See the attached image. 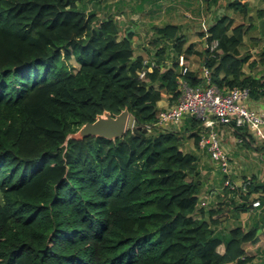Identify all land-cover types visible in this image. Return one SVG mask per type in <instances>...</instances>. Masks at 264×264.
Segmentation results:
<instances>
[{
	"label": "trees",
	"instance_id": "obj_1",
	"mask_svg": "<svg viewBox=\"0 0 264 264\" xmlns=\"http://www.w3.org/2000/svg\"><path fill=\"white\" fill-rule=\"evenodd\" d=\"M99 1L0 0V264H243L256 228H224L226 208L199 206L197 156L181 148L184 137L198 147L200 121L186 118L196 129L187 136L156 124L162 93L173 105L181 82L203 84L176 62L166 68L167 42L173 61L191 47L178 25H166L157 30L164 45L146 63L133 56V33L119 39L116 19L88 8ZM229 6L245 15L248 2ZM244 34L230 16L216 19L204 67L220 91L247 87L259 99L264 78L243 71ZM124 108L131 117L122 138L69 137ZM234 132L254 143L246 127ZM250 181L246 191L224 187L240 210L258 191Z\"/></svg>",
	"mask_w": 264,
	"mask_h": 264
},
{
	"label": "crops",
	"instance_id": "obj_2",
	"mask_svg": "<svg viewBox=\"0 0 264 264\" xmlns=\"http://www.w3.org/2000/svg\"><path fill=\"white\" fill-rule=\"evenodd\" d=\"M233 1L235 0H107L104 5L107 4L106 14H118L123 18L122 21H118L117 17L112 15L119 25V36L123 32L124 35L121 37H125L128 31L133 33V56H142L146 63L155 61L152 57L156 54V49L161 48L165 43V39L160 38L157 30L170 24L178 25L179 34L186 39L185 48L190 46L192 53L185 57L188 60L186 67L183 65L185 59L183 54L172 60L173 53L170 51V43L167 42L169 46L167 45L164 54L167 59L165 60L166 68L173 67V63L176 62L175 70L178 73L190 71L197 78H202L203 52L206 49L208 28L219 17L228 15L234 20V24L245 25V34L239 47L240 56L248 57L243 66L245 75L257 79L264 78V56L261 55L264 52V0H247L245 15L230 10L229 5ZM144 28H146L145 31ZM140 32L142 36L146 35L150 40L148 43L144 41L137 43ZM158 38L160 43L154 46L152 41ZM170 97V94L162 93V98L157 103L159 111L174 105L169 103ZM247 106L256 113L264 114V96L259 99L249 98ZM189 116L192 115H186L179 126L185 129L184 136L196 131L195 128L187 127L185 123ZM234 127L233 124H218L215 127L220 135L222 148L230 159L231 178L241 184L246 178L254 177L255 186L259 187L258 191L250 194L247 210L237 208L240 198L224 188L222 174L211 160L209 152L198 146L190 151L197 156L202 175L200 201L205 200L208 208L224 207L229 211L223 223L224 228L235 226H241L243 229L256 228V241L244 245L247 259L243 264H264V192H262L264 191V139L255 137L247 128L254 143H239ZM245 164L254 168L247 170ZM256 199L259 200L260 205L251 206Z\"/></svg>",
	"mask_w": 264,
	"mask_h": 264
},
{
	"label": "built area",
	"instance_id": "obj_3",
	"mask_svg": "<svg viewBox=\"0 0 264 264\" xmlns=\"http://www.w3.org/2000/svg\"><path fill=\"white\" fill-rule=\"evenodd\" d=\"M216 45L217 42H214L211 49ZM201 75L202 85L190 86L181 82L179 98L173 106L158 112L156 124L168 126L179 123L186 115L194 116L202 126L198 146L209 152L211 160L223 176V186L232 191H246L251 181L248 178L239 184L232 180L230 159L222 148L221 138L215 127L218 124L246 127L255 137L264 139V114L256 113L247 106L249 88L233 87L227 92H222L212 84L208 68L203 67ZM238 142L242 140L238 139ZM259 205L258 199L252 202L253 207ZM199 206H207V202L199 201Z\"/></svg>",
	"mask_w": 264,
	"mask_h": 264
},
{
	"label": "water",
	"instance_id": "obj_4",
	"mask_svg": "<svg viewBox=\"0 0 264 264\" xmlns=\"http://www.w3.org/2000/svg\"><path fill=\"white\" fill-rule=\"evenodd\" d=\"M128 33L129 31L125 37L128 36ZM130 117L131 115L127 108H124L116 115H111L108 111H104L93 122L82 124L69 137L75 140H81L88 136L101 137L109 140L122 138L128 128Z\"/></svg>",
	"mask_w": 264,
	"mask_h": 264
},
{
	"label": "rangeland",
	"instance_id": "obj_5",
	"mask_svg": "<svg viewBox=\"0 0 264 264\" xmlns=\"http://www.w3.org/2000/svg\"><path fill=\"white\" fill-rule=\"evenodd\" d=\"M106 1L107 0H100L99 3H96V4H94L92 2H90V4H89V2H87V6H88L89 9H91V8L94 9L99 14V17H105L106 15H108V14H106L107 4H106V6L104 5ZM112 15H115L117 17V20L118 21H120V20L122 21L123 20V18H121L120 15L118 16V14H112ZM158 24H161V23H158ZM145 30H146V28H144V31ZM122 35H124V32L118 38L119 39L122 38L121 37ZM139 35H140V38H137V40H136L137 43L138 42L141 43L140 41H144L145 43H148L150 41V40L147 39V36L146 35L145 36H142L141 35V32L139 33ZM154 36H155V34H154ZM72 63L74 64L75 67H77V64L75 63V61H72ZM181 124H182V121H180L179 123H176V125L175 124H172V125H169V126H167L165 128L170 129V130L180 131V133L183 135V129H182L183 127L182 126L179 127ZM181 143H182L181 144V148L184 151H190V150H193L194 147H196L194 145V141H193L192 138H188V137L185 138L184 137V139L182 140ZM245 167L247 168V170L254 168V167H252V166H250L248 164H245ZM246 179H248V178H246Z\"/></svg>",
	"mask_w": 264,
	"mask_h": 264
}]
</instances>
